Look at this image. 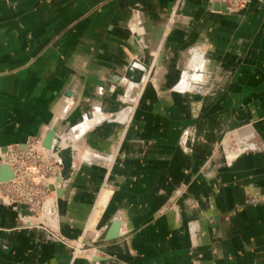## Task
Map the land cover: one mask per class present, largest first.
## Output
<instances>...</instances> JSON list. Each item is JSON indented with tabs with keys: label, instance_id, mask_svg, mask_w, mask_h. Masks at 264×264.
I'll list each match as a JSON object with an SVG mask.
<instances>
[{
	"label": "crops",
	"instance_id": "0c3cea01",
	"mask_svg": "<svg viewBox=\"0 0 264 264\" xmlns=\"http://www.w3.org/2000/svg\"><path fill=\"white\" fill-rule=\"evenodd\" d=\"M213 4L0 0V156L78 138L64 241L0 204V264H264V0Z\"/></svg>",
	"mask_w": 264,
	"mask_h": 264
},
{
	"label": "built area",
	"instance_id": "2783aa9c",
	"mask_svg": "<svg viewBox=\"0 0 264 264\" xmlns=\"http://www.w3.org/2000/svg\"><path fill=\"white\" fill-rule=\"evenodd\" d=\"M224 6L227 12L241 11L249 0H210ZM0 161L11 170V180L0 183V201L5 206L19 204L26 207L30 216H21L22 225L39 226L33 220L37 219V213L43 212L45 203L51 200L53 211L56 212V194L49 188H56L57 174L56 158L50 151L42 147L41 141L34 138L27 139L23 148H7L0 156ZM53 216H56L55 213ZM30 218V219H29ZM32 220V223L28 222ZM48 230V234L55 240L64 239L54 231L52 227L42 226Z\"/></svg>",
	"mask_w": 264,
	"mask_h": 264
},
{
	"label": "water",
	"instance_id": "95a60500",
	"mask_svg": "<svg viewBox=\"0 0 264 264\" xmlns=\"http://www.w3.org/2000/svg\"><path fill=\"white\" fill-rule=\"evenodd\" d=\"M213 7L219 11H225L224 6L214 3ZM143 71L140 69H132L128 68L124 72V79L130 81L131 83L139 84L143 78ZM55 129H50L44 136L43 140L41 141L42 147L49 150L51 153L56 154V166H58L59 171L57 174V182L56 188L50 187L49 190L52 192L54 191L57 198L62 196V189L60 188L61 184L67 181L70 177L72 172V145H67L64 149H59L58 144L52 147L53 139L55 138ZM68 136V134H67ZM5 152V151H3ZM55 157V156H54ZM13 174L9 167L5 164H2L0 161V183L6 182L11 180ZM10 210H13L17 213H20L21 216H30V212L26 209V207L21 206L19 204H13L8 206ZM121 227V222L119 220H114L106 225L105 230L101 233L98 237V241H109L114 240L119 236ZM98 259L94 258V261Z\"/></svg>",
	"mask_w": 264,
	"mask_h": 264
},
{
	"label": "rangeland",
	"instance_id": "374dc122",
	"mask_svg": "<svg viewBox=\"0 0 264 264\" xmlns=\"http://www.w3.org/2000/svg\"><path fill=\"white\" fill-rule=\"evenodd\" d=\"M135 64H137V63H135ZM143 71H144V73H145V71H146V69H143ZM142 81V80H141ZM130 82V81H129ZM141 83V82H140ZM140 83L139 84H137V83H133V84H137V85H140ZM129 113H131V112H133V108L131 107L129 110ZM102 118H104V117H101V119ZM54 129V128H53ZM65 133H67V132H65ZM65 133H58L57 131H55V138H54V140H53V142H52V147L53 146H55V145H57L58 144V146H59V149H64L67 145H68V142L69 141H73V142H75V141H77V137H76V134H75V130L74 131H71V133H70V135H68L67 136V134H69V133H67L66 135H65ZM238 133L237 132H235V135H237ZM38 140V139H37ZM38 141H40V140H38ZM234 142H232L229 146H230V150L232 149V148H235L234 147ZM237 144H239L238 146H237V149L235 150V152H230V153H228V158L231 160V158L234 156V154L236 153H240V152H243V151H245V150H247V149H249V146L247 145V144H241L240 145V143H237ZM225 146H226V143H225ZM232 147V148H231ZM250 147H252V145H250ZM45 149V148H44ZM73 150H72V165H73V161L78 157V153H77V149H78V147H77V145L76 144H74L73 145V148H72ZM45 150H47V149H45ZM47 151H49V150H47ZM227 158V159H228ZM226 159V158H225ZM57 182V181H56ZM0 204H3L1 201H0ZM4 205V204H3ZM53 205H52V202H51V200H48L46 203H45V206H44V208H43V212H38L37 213V216L38 217H36L37 219H35V220H33V222H36L39 226H48V227H52L53 229H54V231H56L57 233H58V231H57V216H53V214L55 213V215H57V213L56 212H54L53 211V214H52V210H53ZM56 211V210H55ZM19 214V216L21 217V214L20 213H18ZM26 218H28L29 216H25ZM21 219V218H20ZM30 219V218H29ZM28 222H30V223H32V220H28ZM20 224H21V226L22 227H29L30 226V224H27V225H22V222H21V220H20ZM32 226V225H31ZM62 238H64L63 236H62ZM80 247V243L77 241V242H75V248L76 249H78ZM93 253H96V251H92ZM93 253H88V252H83V256H85V257H87V258H92L93 256L92 255H94ZM80 255H81V253H79ZM78 253H76L75 255H79Z\"/></svg>",
	"mask_w": 264,
	"mask_h": 264
},
{
	"label": "bare ground",
	"instance_id": "6f19581e",
	"mask_svg": "<svg viewBox=\"0 0 264 264\" xmlns=\"http://www.w3.org/2000/svg\"><path fill=\"white\" fill-rule=\"evenodd\" d=\"M226 11V10H225ZM230 12H236V11H230ZM129 68H132V69H137V70H139L138 68H136V67H134V66H132V67H129ZM141 71H143V69L141 70ZM143 73H144V71H143ZM144 76V75H143ZM54 140V139H53Z\"/></svg>",
	"mask_w": 264,
	"mask_h": 264
},
{
	"label": "flooded vegetation",
	"instance_id": "af4514ba",
	"mask_svg": "<svg viewBox=\"0 0 264 264\" xmlns=\"http://www.w3.org/2000/svg\"><path fill=\"white\" fill-rule=\"evenodd\" d=\"M67 147V146H66ZM55 158H56V154H54ZM56 160L58 161V159L56 158Z\"/></svg>",
	"mask_w": 264,
	"mask_h": 264
}]
</instances>
